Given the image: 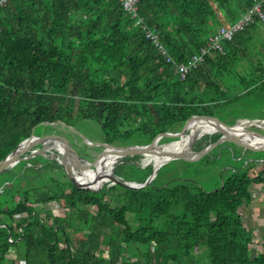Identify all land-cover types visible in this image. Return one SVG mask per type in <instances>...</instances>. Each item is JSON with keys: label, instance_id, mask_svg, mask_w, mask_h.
Returning <instances> with one entry per match:
<instances>
[{"label": "trees", "instance_id": "16d2710c", "mask_svg": "<svg viewBox=\"0 0 264 264\" xmlns=\"http://www.w3.org/2000/svg\"><path fill=\"white\" fill-rule=\"evenodd\" d=\"M253 3L138 0L137 12L168 55L184 62ZM263 32V22L251 21L181 78L118 0H7L0 5V158L39 121L91 120L107 141L145 143L179 130L192 114L221 118L233 101L264 96ZM245 118L263 119L264 104ZM203 138L199 149L215 136ZM126 160L147 166L130 180L144 182L151 164L119 161ZM240 160L210 190L192 178L156 184V176L139 189L110 181L78 188L58 163L10 171L5 177L42 178L0 186V264H264V241L252 254L244 221L251 185L264 183V161L257 169L260 161ZM60 201L62 213L42 207Z\"/></svg>", "mask_w": 264, "mask_h": 264}, {"label": "water", "instance_id": "95a60500", "mask_svg": "<svg viewBox=\"0 0 264 264\" xmlns=\"http://www.w3.org/2000/svg\"><path fill=\"white\" fill-rule=\"evenodd\" d=\"M38 126L63 128L68 132L65 137L60 134L36 135ZM195 126V128H194ZM194 128V130L192 129ZM193 131V132H192ZM203 134L214 135L215 138L204 147L194 150L195 140ZM186 135V144L178 148V144ZM52 138L55 141L54 151L46 153L45 145ZM63 142V143H62ZM229 144L242 150L261 152L260 162L264 161V118H237L233 121H222L213 114H192L187 117L177 131H158L145 143H126L89 140L76 126L62 120L39 121L30 128L29 134L12 150L0 158V173L16 171L18 168L40 167L51 163L62 166L65 175L78 188H92L93 180L82 181L77 174L89 175L95 171V181H110L124 188L139 189L151 182L158 168L169 160H197L219 144ZM34 145H41L33 149ZM91 147V151L80 149ZM107 154L114 157L109 172L96 170L95 155ZM138 156L152 165L151 171L144 182H123L113 175L114 164L120 159ZM41 160V161H40ZM20 163L22 165L20 166ZM19 166V167H17ZM17 168V169H16ZM11 240V239H9Z\"/></svg>", "mask_w": 264, "mask_h": 264}, {"label": "rangeland", "instance_id": "374dc122", "mask_svg": "<svg viewBox=\"0 0 264 264\" xmlns=\"http://www.w3.org/2000/svg\"><path fill=\"white\" fill-rule=\"evenodd\" d=\"M261 36L264 37V32L261 33ZM263 104H264V96H261L259 94H256L250 97H243V98L237 99L236 101H233L229 105H226L223 108L224 110L222 111L223 114H221L222 115L221 118L224 119L225 121H231L233 119H237L238 117L243 118V117L254 116L256 115V113H258L259 107ZM250 113L251 115H249ZM75 124L79 128V130L91 141L102 140L104 137L103 132L100 129V126L94 121L83 120ZM194 128L192 129L194 130ZM49 130L53 131L54 129L49 128L44 131L41 130V133L42 132L46 133ZM55 131H56L55 134H60L65 137L68 136V132L64 130L63 128H55ZM204 135L205 134L200 135L195 140L193 144L194 150H198L199 147L204 144L205 142V138H203ZM186 141L187 140H186V135H185L183 140L178 144L177 147L181 148L182 146L186 144ZM33 147L35 148L36 145H34ZM235 156L236 158H234ZM241 156L243 158L248 157L249 160L255 161L259 159L261 160L263 154L261 152L242 150L240 147H237L232 144L231 145L229 144V147H228L227 144L225 145L222 143L212 148L208 153H206L204 156H202L201 158L197 160L187 161V160H181V159H174V160L167 161L166 163H164L158 168L156 175H155L156 176L155 183L156 184L162 183L168 180L169 178H192L198 181L204 189L210 190L218 186L221 183L222 177H226L228 175L232 166L241 164V160H240ZM95 157L96 159H94V163L97 166L98 164L104 161V154H98V155H95ZM131 159H135V160L139 159V162H141V164L143 162L147 163L145 159L140 158L138 156H134ZM245 164H248V163H245ZM21 165L22 163H20V166ZM114 166H115L114 168L115 175L124 182H130V180L136 181L137 178L142 176L147 170V166H144V165L138 166L137 164L132 163L128 160L122 161V162L119 161V163L114 164ZM151 168H152V165H151ZM104 169L105 170L109 169V165H105ZM96 170H98V168H96ZM17 171H20V168H18ZM91 172L93 175H95V171H91ZM5 174L6 172L0 173V186L3 184V182L5 184V185L3 184L4 186H13V185L14 186L24 185V187L29 186V185L32 186L36 184L37 182H39V180L42 178V175H41L39 177H36L33 180H28V181L22 180L21 181V179H18V178H11L10 176L5 177ZM79 175L81 174H77V176ZM99 186L100 185H98L97 187ZM263 196H264V187H263L262 197ZM15 198H17V196ZM62 206H63V203L61 201L58 203L48 202V203L42 204V207L46 209H51L54 214L62 213ZM261 207L262 208L260 209L257 208L256 211H260V214L261 216H263V219H264V204ZM261 216H259L257 213L254 216H250L249 218L247 217L249 224L246 221V225H248L249 229H251V225L253 226V223H254V228H255L251 231V240H252L251 246L253 250L252 254H255L258 250H260L259 240L264 241L261 235L263 228L259 227V226H262L260 224L261 222H263ZM12 223L13 225H15L16 222L14 221ZM12 234L15 235V228ZM7 256L8 257L15 256V253L12 250V248H10V251L8 252ZM19 264H23V262L19 261Z\"/></svg>", "mask_w": 264, "mask_h": 264}, {"label": "built area", "instance_id": "2783aa9c", "mask_svg": "<svg viewBox=\"0 0 264 264\" xmlns=\"http://www.w3.org/2000/svg\"><path fill=\"white\" fill-rule=\"evenodd\" d=\"M6 1L7 0H0V5H3ZM118 1L123 7V9L127 11L132 18H134L135 23L138 24L145 31V37L149 38L155 44V46L159 48L166 60L172 63L176 74L181 78H183L189 71L196 68L204 60L205 55L208 54L210 50H217L218 52L222 53V42L231 40L233 35L237 31L247 26L251 21L256 19L264 23V0H254L253 5L247 11H245L235 22L230 25H222L217 27L216 30L208 36L207 47L200 48L197 53L192 54L184 62H176L168 55V53L162 47L157 34H155L151 29L147 28L142 18L138 15V0Z\"/></svg>", "mask_w": 264, "mask_h": 264}, {"label": "crops", "instance_id": "0c3cea01", "mask_svg": "<svg viewBox=\"0 0 264 264\" xmlns=\"http://www.w3.org/2000/svg\"><path fill=\"white\" fill-rule=\"evenodd\" d=\"M243 118H245V117H243ZM260 163L261 162H259L258 165L256 166L257 169H260L262 167V165ZM263 187H264V183H255V184L251 185V189L253 191L254 197H253L252 201L250 202V204L245 209V211H246L244 213V221H245V223L247 221L248 224H249V221H248L247 217L249 218L250 216H254L257 213H258L259 216H261L260 211H256V209L257 208H259V209L262 208L261 206L264 204V196L262 197ZM261 218H262L263 222H261V224H260L262 226H259V227L263 228L262 234H261V235H263V232H264V219H263V216H261ZM253 229H255L254 228V223H253V226L251 225L250 231H252ZM259 241L261 242V240H259Z\"/></svg>", "mask_w": 264, "mask_h": 264}, {"label": "flooded vegetation", "instance_id": "af4514ba", "mask_svg": "<svg viewBox=\"0 0 264 264\" xmlns=\"http://www.w3.org/2000/svg\"><path fill=\"white\" fill-rule=\"evenodd\" d=\"M195 127V126H194ZM52 129H54L53 131H51V130H49L48 132H46V133H44V132H42V133H39L40 135H45V134H55L56 133V131H55V127H51ZM35 133V132H34ZM36 134V133H35ZM39 134H36V135H39ZM55 141H54V139L52 140V138H50L49 140H48V142L46 143V145H45V148L47 149L46 150V153H52L53 151H54V146H55ZM41 147V145H36V147L34 148L33 147V149H37V148H40ZM80 150H82V151H91V150H93V148H88V147H85V148H82V149H80ZM52 166H54V163H51V164H48V167H52ZM34 168H37V167H34Z\"/></svg>", "mask_w": 264, "mask_h": 264}, {"label": "bare ground", "instance_id": "6f19581e", "mask_svg": "<svg viewBox=\"0 0 264 264\" xmlns=\"http://www.w3.org/2000/svg\"><path fill=\"white\" fill-rule=\"evenodd\" d=\"M113 161H114V157L108 156L105 165H109V169L105 170L104 169L105 165H104L101 171L109 172ZM78 177H79V179H81L82 181H85V182L89 181V180H93V184L91 185L93 187L97 186L101 182V181L100 182L99 181H95V179L93 178L94 175L92 174L91 171H89V175H84V176L83 175H79Z\"/></svg>", "mask_w": 264, "mask_h": 264}, {"label": "clouds", "instance_id": "9594fccd", "mask_svg": "<svg viewBox=\"0 0 264 264\" xmlns=\"http://www.w3.org/2000/svg\"><path fill=\"white\" fill-rule=\"evenodd\" d=\"M105 181H107V180H105Z\"/></svg>", "mask_w": 264, "mask_h": 264}]
</instances>
